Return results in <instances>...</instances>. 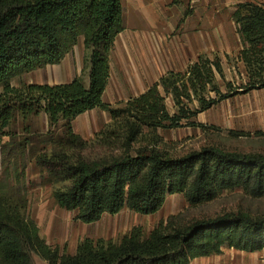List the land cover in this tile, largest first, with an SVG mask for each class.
Returning <instances> with one entry per match:
<instances>
[{
  "label": "trees",
  "instance_id": "obj_1",
  "mask_svg": "<svg viewBox=\"0 0 264 264\" xmlns=\"http://www.w3.org/2000/svg\"><path fill=\"white\" fill-rule=\"evenodd\" d=\"M245 68L238 88L224 83L221 61L199 57L182 72H168L120 108L103 103L110 77L109 55L122 25L121 0H0V264H190L221 254L226 247L244 253L264 251V215L229 212L179 223L159 221L145 235L133 227L118 242L79 241L73 256L60 254L40 238L25 214L21 177L26 140L14 141L11 126L43 114L48 154L35 157L53 182L54 204L75 212L74 220L91 225L103 215L127 209L139 216L155 214L169 195L179 194L188 208L214 201L224 191L241 189L264 196V154H237L205 147L180 157L170 155L156 130L204 127L192 122L238 94L264 89V6L246 2L232 15ZM79 40L88 53L87 84L74 78L60 85L12 86V80L57 66ZM170 98L176 112L165 107ZM196 104L193 108L190 106ZM93 110L109 115L110 124L92 142L101 152L90 158L87 144L72 131V122ZM29 128L24 127V133ZM5 139V143L2 140ZM11 174L14 184H7Z\"/></svg>",
  "mask_w": 264,
  "mask_h": 264
},
{
  "label": "rangeland",
  "instance_id": "obj_2",
  "mask_svg": "<svg viewBox=\"0 0 264 264\" xmlns=\"http://www.w3.org/2000/svg\"><path fill=\"white\" fill-rule=\"evenodd\" d=\"M191 1L192 3L188 4L194 8L197 0ZM206 1L207 5L202 7L201 4L198 7H201L199 14L206 16L209 29L215 23L214 18H211L212 14L216 10L226 11L229 6L225 3L231 0H222V8L216 7V2L219 0ZM193 10L190 9V12ZM224 19L222 18L218 22L221 23L223 29L229 30L231 25L228 24L229 21ZM154 22L162 26L164 21L156 20ZM189 23H191L190 20ZM158 28L159 30L162 29L160 26ZM166 29L167 33L163 35L156 33L153 36L159 46V51L155 55H158L159 64L162 65L161 70L167 66L172 70L182 71L184 69L181 67L183 63L179 64L178 61L185 58H175V60L170 58V54H172L171 42L177 43L181 37L175 33L177 28L173 31L170 27ZM157 39L160 40L159 43ZM181 43L180 50H182ZM232 49L233 46L230 48L229 56L220 54L224 80L216 77V83L222 92H224L225 82L231 83L233 88H238L245 82V68L242 64L234 61V50ZM87 54L79 40L71 53L59 65L48 66L22 75L12 80L11 84L15 88L30 84L60 85L66 84L74 78H79L86 85ZM176 57L178 58L177 54ZM121 62L118 52L113 50L109 56L110 77L102 97L103 103L113 108H120L122 103L133 98L134 94L136 95L138 92L135 90L137 87L132 88L129 80L137 78L135 71L141 70L139 62L137 63L133 59L130 67H121L123 65ZM262 103L263 97L257 93L238 94L192 119V122L202 125L203 129L183 127L165 131L156 130L154 134L161 139L164 149L174 157L199 151L205 147H215L225 152L237 154H264V109ZM164 104L170 115L176 112L170 98H165ZM194 106H196L195 103L190 107L193 108ZM108 124H110L109 115L99 110L89 111L72 122L73 133L87 144L83 153L84 157L90 158L101 152L97 147L92 146V142L96 133ZM24 127L29 128L25 133ZM11 131L14 134V141L26 140L22 149L24 156L19 159L18 163L19 168L23 166L21 170L23 173L21 177L23 194L21 204L24 206L25 214L37 226L40 238L49 247L57 248L60 254H72L73 246L84 238L92 240L100 238L104 241L118 242L133 227L141 228L143 233L147 235L159 221L168 217H176L179 223H183L193 219L213 218L229 212H242L251 217L264 215V196L255 198L250 196L247 191L237 189L224 191L214 201L193 209L187 207L182 195H169L162 207L153 215L139 216L123 209L115 216H102L94 224L85 226L74 220L75 212H66L54 204L51 193L53 189L62 187L64 184L53 182L48 177L47 172L35 162V157L43 153L48 154L51 150V145L44 144L47 133L45 116L39 114L30 117L25 121V124L20 117H17L11 126ZM5 141V139L2 140L3 143ZM2 173H6V170L0 164V177L3 176ZM6 182L10 186L14 184L11 174ZM30 258L32 264H46L33 255ZM190 264H264V251L244 253L224 247L221 254L196 259Z\"/></svg>",
  "mask_w": 264,
  "mask_h": 264
},
{
  "label": "crops",
  "instance_id": "obj_3",
  "mask_svg": "<svg viewBox=\"0 0 264 264\" xmlns=\"http://www.w3.org/2000/svg\"><path fill=\"white\" fill-rule=\"evenodd\" d=\"M246 2H254L264 6V0H231L226 2L225 5H228L229 8H226L224 12L216 10L211 17L214 18L215 23L213 27L208 29L206 22L207 18L199 14L201 7H198L201 4L203 5L202 7L207 5L206 0H197L194 8L191 7V4H188L192 3L191 0H121L122 25L124 30L117 35L111 52H113V50L118 52L119 59L122 61L121 65L123 64L121 67H130L133 59L140 64L139 68L141 70L138 72L135 71V76L137 78L129 80L131 81L130 84L132 88L137 87L135 90L138 91L133 97L142 94L166 73L184 71L189 64L196 61L199 57L212 58L216 56L220 59L222 66L220 54L223 53L225 56H229V51H231L230 48L232 46V50H234V61L241 64L237 60V55L242 50V44L236 33L232 15L237 5ZM216 3V7H223L222 0ZM188 5L190 9H194L193 12H190V9L188 11ZM222 18L229 21L228 24L231 25L229 30L223 29L221 23L218 22ZM156 20L159 22L164 21L162 22V26L156 24L154 22ZM189 20L191 23H189ZM158 26L162 28V31L159 30ZM167 27H170L172 31L177 28L175 33L177 36L179 35L181 37V41L179 40L177 43L171 42L170 49L172 50V54H170V58L173 60H175V58H185L178 61L179 64H181V62L183 63L181 65V67H184L182 71H175L171 68H167V66H164L161 70L162 65L159 64L158 55H155V53L159 51V46L153 36L156 33L161 35L167 33ZM157 40L159 43L160 40ZM179 42H182V50H180ZM134 53L136 54L133 55ZM251 92L262 95V106L264 109V89ZM77 244L78 243L73 246L72 254L65 255L73 256Z\"/></svg>",
  "mask_w": 264,
  "mask_h": 264
}]
</instances>
